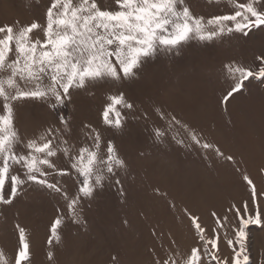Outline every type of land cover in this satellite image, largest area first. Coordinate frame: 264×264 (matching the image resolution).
<instances>
[{
    "label": "rangeland",
    "instance_id": "374dc122",
    "mask_svg": "<svg viewBox=\"0 0 264 264\" xmlns=\"http://www.w3.org/2000/svg\"><path fill=\"white\" fill-rule=\"evenodd\" d=\"M52 2L0 0V27L13 26L16 32L36 22L41 28L34 30L31 38L43 40ZM96 2L101 10H118L116 0ZM185 4L205 22L236 11L230 0H185ZM3 35L0 33V38ZM262 55L264 26L253 28L248 36L225 32L212 41L191 40L178 52L157 53L130 80H107L70 90L71 100L63 108L53 110L35 100L13 102V123L21 141L18 152L27 153L25 145L30 140L41 142L39 138L48 128L62 129L59 114L63 113L70 125L64 139L74 153L83 147L92 149L89 136L99 133L100 154L106 157L111 141L125 166L97 188L92 198H82L75 216L61 193L31 183L23 186L11 204L0 203L3 261L15 262L19 225L30 245L25 264H155L169 256L177 264H186L193 248L200 249L199 264H209L189 213L199 217L204 235L211 239L216 235L213 229H217L213 212L236 225V208L243 213L245 203L249 214L257 205L264 212V196H258L254 204L244 180L247 176L257 193H264V80L250 78L240 92L224 102L235 83L227 66L258 71L264 67L257 59ZM11 59L13 53H9ZM121 93L133 108L127 109L123 103L116 106L122 120L117 128L104 122L103 112L111 103L110 97ZM3 111L0 98V114ZM171 116L180 124L173 125ZM110 118L115 117L110 114ZM157 130L163 135L158 137ZM191 132L200 144L191 139ZM204 143L211 148H203ZM49 159L57 169L70 170L62 152ZM42 167L53 173L49 182L58 180L70 198L78 194L83 178L74 170L60 176ZM17 173L22 176V170L14 166L10 174ZM116 179L120 185L115 184ZM8 195L10 180L5 185V198ZM57 217L62 223L54 237L51 225ZM249 233L250 264H264V228L253 225ZM218 249L221 261L230 262L234 253L222 231Z\"/></svg>",
    "mask_w": 264,
    "mask_h": 264
},
{
    "label": "snow or ice",
    "instance_id": "6c2138e0",
    "mask_svg": "<svg viewBox=\"0 0 264 264\" xmlns=\"http://www.w3.org/2000/svg\"><path fill=\"white\" fill-rule=\"evenodd\" d=\"M230 3H234L236 8L234 14L211 17L205 22L203 17L192 14L185 0H116L118 10H101L96 0H76L75 4L73 0H53L47 10L43 40L31 38L33 31L41 28L36 22L16 32L13 26L0 27V33L4 34L0 38V73H8L7 76L0 75V98L4 110L0 114V203L11 204L23 186L31 183L50 192L61 193L67 200L69 212L75 216L81 199L92 198L97 188H102L106 180L116 176L117 169L125 166L111 141L107 144L106 157L100 154L99 133L89 136L93 141L92 149L83 147L78 154L74 153L72 145L64 139L70 125L63 113L59 114L60 123L64 126L62 129L48 128L40 136L41 142L30 140L25 145L27 153L18 152L17 145L21 141L13 123V102L35 100L49 104L53 110L63 108L71 100L70 90L86 89L101 81L130 80L145 61L159 52H178L191 40L212 41L225 32L235 31L248 36L253 28L264 26V7L256 6L264 5V0H252L251 3L230 0ZM227 22H231V26ZM9 53L14 54V59L9 60ZM257 59L264 64V55ZM227 70L235 83L224 97L225 103L234 93L240 92L244 82L250 78L264 80V67L254 71L229 65ZM110 100L103 112L104 122L120 128L121 113L116 106L123 103L125 108L132 109L133 105L124 101L122 93L110 97ZM110 114L115 118H110ZM169 120L173 125L180 124L174 116ZM156 135L159 137L163 133L157 130ZM189 135L200 144L194 132ZM202 147L209 149L211 145L204 143ZM58 152L67 158L70 170L57 169L55 162L49 159L56 157ZM217 152L223 155L218 149ZM14 166L22 170V176L10 174ZM42 166L60 176L70 175L74 170L78 177L83 178L78 194L70 198L58 180L49 182L48 177L53 173L45 171ZM9 180L10 195L5 198V185ZM244 180L251 188L255 204L258 196H264V193L258 194L255 184L247 176ZM120 183L119 179L115 180L116 185ZM212 215L216 217L217 229H213L216 233L214 238L209 239L204 235L205 229L199 217L189 213L209 264L213 261L216 264H250L249 229L253 225L264 228V212L257 205L254 213L249 214L245 203L243 213L236 208L238 225L230 223L227 216L220 218L215 212ZM61 223L60 217L52 222L54 237ZM17 229L19 248L14 264H25L29 261L30 245L25 230L19 225ZM221 231L234 253L230 262L221 261L217 256ZM229 233L233 235L230 237ZM200 259V249L193 248L186 264H199ZM0 264H7L2 253ZM155 264H177V261L169 256L157 259Z\"/></svg>",
    "mask_w": 264,
    "mask_h": 264
}]
</instances>
